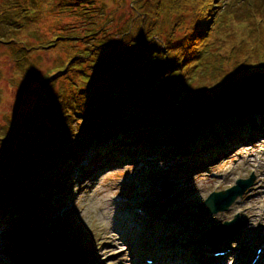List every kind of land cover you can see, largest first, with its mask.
<instances>
[{"label": "trees", "instance_id": "1", "mask_svg": "<svg viewBox=\"0 0 264 264\" xmlns=\"http://www.w3.org/2000/svg\"><path fill=\"white\" fill-rule=\"evenodd\" d=\"M130 1L125 23L109 28L116 11L105 14L104 0H0V63L11 60L12 79L22 78L29 102L15 119L4 110L0 127V232L10 242L3 253L31 257V228L76 167L84 178L94 169L178 157L184 170L264 138L263 112L219 124L193 119L204 104L264 72V50L255 43L264 0H239L247 6L238 15L236 3L224 8L226 0ZM46 6L77 23L55 38L35 34L34 43L26 36ZM56 49L66 57L54 56ZM44 54L54 56L48 67L39 66ZM212 93L210 103L189 109ZM39 130L48 137L33 153L30 137Z\"/></svg>", "mask_w": 264, "mask_h": 264}, {"label": "rangeland", "instance_id": "2", "mask_svg": "<svg viewBox=\"0 0 264 264\" xmlns=\"http://www.w3.org/2000/svg\"><path fill=\"white\" fill-rule=\"evenodd\" d=\"M104 1L107 6L105 14L113 12V9L116 11L113 20L116 21L109 28L124 24L129 17L131 1L123 0L120 9L116 8L115 1ZM226 1L224 8L232 7L236 3L237 6L233 7L236 15L247 6L238 4L239 0ZM76 23L77 20L70 14H63L60 10L46 6L42 17L32 26L26 39L38 43L35 34L48 39L55 38L64 28L69 29ZM255 43L264 50V28L256 37ZM52 53L59 59L66 57L63 50L56 49ZM53 55H41L39 66H50L54 60ZM11 69L10 59H4L0 63V102L5 103V106L0 107V127L6 124L3 119L4 110L12 112L9 115L15 119L17 113L29 106V102L24 105V82L21 81L22 78L13 81ZM260 91H255L252 87L240 96L253 100ZM213 96V93L209 94L203 101L202 96H199L195 105L192 104L189 109L195 106L198 109L205 100L210 103ZM226 110L221 115L215 113L216 115L207 118L216 121L230 116L235 109ZM243 111L256 113L261 109L244 106L235 110V113ZM257 115L261 116L256 113ZM219 123L220 121L214 124ZM47 137L48 133L42 130L32 134L30 139L37 141L29 151L36 152L38 147L35 144L46 141ZM146 144L150 146L151 142ZM156 144L162 145L159 141ZM88 154L89 152H85L83 156ZM169 161L135 163L105 170L94 169L84 178L76 167L71 181L68 179V182L65 178L58 185L55 195L53 194L52 207L45 214V218H39L36 225L32 226V237H37L28 246L30 254H41L37 259L41 258L42 262L38 261V264H46L47 261L58 264L63 258L74 263L75 256L80 262L90 261L91 264H140L144 263L146 247L150 242L159 250H169L175 256L178 248L191 251L190 243L186 242V246L182 240H178L183 237L187 241L192 240L196 245L195 249L200 252L206 234L214 226H224L238 219L240 229L237 236L234 239L224 236L221 239L224 243L217 245V251L233 253V264H249L257 251L264 246V138L251 145L236 146L228 156L215 163H206L201 168L191 164L184 166L185 169L182 170L178 157ZM86 163L85 161L84 164ZM252 177V187L246 190L229 211L203 215L201 207L211 194L227 191L237 181H247ZM165 183L169 185L168 197H164L165 194L163 196ZM144 213L146 215H142ZM3 236L0 232V264H7L12 258L26 264L17 254L8 257V253H3L6 251L5 246L10 245ZM177 245L179 247L175 248ZM35 251L39 254H33ZM262 256L260 264H264V253ZM215 259L214 264L231 261L226 259L221 262L219 258ZM197 261L205 264L198 259Z\"/></svg>", "mask_w": 264, "mask_h": 264}, {"label": "water", "instance_id": "3", "mask_svg": "<svg viewBox=\"0 0 264 264\" xmlns=\"http://www.w3.org/2000/svg\"><path fill=\"white\" fill-rule=\"evenodd\" d=\"M251 86V87H250ZM254 88V90H258L260 89L261 91L258 93L257 92V96L256 98H254L253 100H250L248 98V104H253V106L256 108H260L261 111L259 112H264L262 110V108H264V72L263 73H256L254 75H251L245 79H243L240 83V86L236 89H233L231 91H228L227 93L223 94L222 96H220L218 99H216L215 101H213L210 104H204L203 106H201L193 115V119L197 120L198 122H217L220 121L221 119H226L228 117H232L235 115H238L240 113H249L248 111H243V112H239V113H235V109L232 114L228 117H224L221 118L219 120L213 121L210 120L211 118H207V117H212L216 112H218L221 109H224L222 107H224V105H233V107L235 108L236 106H241L242 105V100L245 101V99H242L241 102L240 100V95L244 94L243 92H246L247 89L249 88ZM263 88V89H261ZM259 94V95H258ZM244 98V97H241ZM248 104L245 105V107L248 106ZM262 104V105H261ZM216 108V109H215ZM250 108V107H248ZM219 109V110H217ZM215 110H217L216 112H214ZM226 110V109H224ZM231 110H233L231 108ZM228 111V110H226ZM256 112V113H259ZM251 114V113H249ZM216 115V114H215ZM254 182V177L250 178L247 181L244 180H240L236 182V185L233 188H230L227 191L224 192H220V193H213L211 194L208 199L205 201L203 207L201 208V212L206 216L209 214L215 215L218 213H223L228 211L231 206L240 198L244 195V193L246 192V190H248L250 187H252ZM165 187V191L164 194L167 196H169V192L167 191L169 188V185L167 183L164 184ZM235 224H239V220H235L234 222L228 224L226 223L224 226H219V227H213L212 230L207 234V238L209 240H211V242L213 243V238L215 237V235H217L218 231L220 230H226L230 227H232V225ZM222 227V228H220Z\"/></svg>", "mask_w": 264, "mask_h": 264}, {"label": "bare ground", "instance_id": "4", "mask_svg": "<svg viewBox=\"0 0 264 264\" xmlns=\"http://www.w3.org/2000/svg\"><path fill=\"white\" fill-rule=\"evenodd\" d=\"M242 99H245V101L244 100H242ZM241 100H242V102H241ZM241 103H242V105L241 106H236L235 108L231 105H224V107H222V108H224V109H227L228 111H231V109L230 108H233V109H237V108H242V107H244L246 104H248V97H244V98H241L240 97V100H239ZM262 105V104H261ZM247 107H254L253 106V104H248V106ZM216 109V108H215ZM224 109H221V110H219V109H217V110H219L218 112H216L217 110H215L214 112H216V114L217 113H219L220 115H221V113H223V111H225ZM257 114H259V115H262V112H259V113H257ZM138 218H136V220H137ZM180 235V234H179ZM181 236V235H180ZM37 237V236H36ZM179 237V236H178ZM182 237V236H181ZM178 240L180 241V240H182V242H184L185 244H186V246L190 243L191 245H189L190 247H192L191 248V251H185V250H182L181 248H178L179 246L177 245V247H175V248H178L177 250H176V255L175 256H173V255H171L172 253L169 251V250H163V249H160L159 250V248H156V245L155 244H151V242H150V244L148 243V245H147V247H146V251H145V254H152L153 256H154V261L156 262V263H158V264H160V262L163 260V259H168V261H173L174 262V264H200L198 261H197V259L195 258V254H197L198 252H197V250L195 249V246L196 245H194L192 242H189V241H187V240H185V238H178ZM188 244H187V243ZM42 248H44L45 250H46V248L45 247H42ZM211 249H212V246L211 245H209L207 248H205L204 250H207V252L206 251H204L205 253H208V252H210L211 251ZM42 250V249H41ZM37 251V250H36ZM35 251V252H36ZM171 253V254H170ZM263 253H264V246H263ZM263 253L260 255V258H259V260L256 262V264H260L261 263V259H262V255H263ZM33 254H35V255H37V254H39L38 252H36V253H33ZM37 257H41V254L39 255V256H37ZM37 257H35L32 261L34 262V264H38L37 263ZM219 258V261H224V260H231V261H233V259H234V255H233V253H230V252H226L223 256H219V257H217V259ZM15 259H17V258H12L11 259V261L10 260H8L9 262H14L15 264H20L19 262H17V261H15ZM39 259H41V258H39ZM46 260H48V259H46ZM63 260L65 261V259L63 258L62 259V261H59V263L58 264H77V262H76V260L74 259V263H72L71 261H69V262H67V263H64L63 262ZM50 262H51V260H50ZM46 264H50L49 263V261H47L46 262ZM83 264H91L90 262H88V261H84L83 262Z\"/></svg>", "mask_w": 264, "mask_h": 264}]
</instances>
